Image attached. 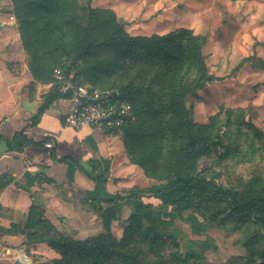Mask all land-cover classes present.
<instances>
[{"label":"trees","instance_id":"trees-1","mask_svg":"<svg viewBox=\"0 0 264 264\" xmlns=\"http://www.w3.org/2000/svg\"><path fill=\"white\" fill-rule=\"evenodd\" d=\"M12 4L14 7L25 5L28 12L33 10L43 15L44 27L51 28L58 23L66 27L81 58H92L97 48L109 54L112 62L98 61L93 68L96 74L109 75L123 70L129 81L119 91L133 108L135 120L124 127L121 140L130 163L144 175L161 148L160 143L165 141L161 183L145 188L134 186L106 201L104 208L95 209L101 233L76 240L57 232L42 219L37 208H32L30 215L35 218L34 223L30 224V217L27 230L23 232L27 243H45L59 255V259L38 264H195L203 256L194 251L192 245L197 244L202 250L207 249V245L193 242L177 230V220L197 215L205 224L222 225L224 221L237 219L244 226L253 220L264 227V178H253L238 190L218 185L193 169L195 162L206 155L212 145L221 143L217 135L219 128L234 124L244 112L221 108L207 124L193 122L187 98L208 84L222 80L208 73L202 56L204 37L194 36L187 29L133 37L118 23L111 10L91 7L83 25L70 0H12ZM22 25L19 37L32 77L51 82L56 67L48 68L33 57L35 50L25 42ZM57 97L56 93L48 96L38 113ZM248 127L254 137H261L256 126L248 123ZM13 142H8V147L15 151L35 145L22 133L17 134ZM146 155L151 159L145 160ZM76 166L79 168L78 164ZM126 204L130 205V211L121 224V237L115 239L112 223L118 220L122 205ZM251 232L243 241L247 256L220 264H264V246L257 248L259 236ZM178 233L186 241L185 254L179 252L175 238Z\"/></svg>","mask_w":264,"mask_h":264},{"label":"rangeland","instance_id":"rangeland-1","mask_svg":"<svg viewBox=\"0 0 264 264\" xmlns=\"http://www.w3.org/2000/svg\"><path fill=\"white\" fill-rule=\"evenodd\" d=\"M70 4L76 8L83 25L91 7L111 10L133 37L165 35L179 29L204 37L202 56L208 73L222 80L208 84L187 98L193 122L205 125L221 108L244 112L234 124L219 128L217 135L221 143L212 145L195 162L194 172L213 179L218 185L238 190L253 178H264V0H70ZM4 14H9L6 22L12 23L18 34L23 24L24 40L35 50L33 57L48 68L65 67L84 84L99 90H119L128 84L123 70L109 75L96 74L95 64L100 60L112 62L111 56L97 48L92 58H81L70 32L60 23L44 27L43 15L33 10L28 12L25 5L14 7L12 0L0 3V15ZM248 123L259 129L261 137L253 136ZM160 144L161 148L146 167L144 176L148 184L143 188L161 183L165 141ZM144 158L149 160L151 156ZM129 211L130 205H122L118 220L112 223L115 239L121 237V224ZM247 224L244 226L237 219L224 221L222 225L205 224L199 216L191 215L177 220L176 228L191 241L206 243L205 250L192 245L203 256L195 264H220L247 256L243 241L250 230L259 236L257 248L264 246V227L253 220ZM175 238L179 252L185 254L186 241L179 233ZM256 260L261 262L259 258Z\"/></svg>","mask_w":264,"mask_h":264},{"label":"crops","instance_id":"crops-1","mask_svg":"<svg viewBox=\"0 0 264 264\" xmlns=\"http://www.w3.org/2000/svg\"><path fill=\"white\" fill-rule=\"evenodd\" d=\"M8 15H0V235L11 255L0 264H38L59 255L45 243H27L23 232L30 217L34 223L32 208L57 232L84 240L102 232L95 209L148 182L130 163L121 138L63 127L67 98L57 97L38 113L55 94L52 81L32 77ZM20 133L35 145L9 149L8 142ZM47 142L51 149L44 146Z\"/></svg>","mask_w":264,"mask_h":264},{"label":"built area","instance_id":"built-area-1","mask_svg":"<svg viewBox=\"0 0 264 264\" xmlns=\"http://www.w3.org/2000/svg\"><path fill=\"white\" fill-rule=\"evenodd\" d=\"M52 89L57 95L67 98L68 110L62 123L65 128H87L122 138L124 127L135 120L133 108L123 99L118 89H94L81 83L74 73L65 67L53 69ZM44 146L51 149L53 144L47 142ZM10 255V250L3 247L0 235V262ZM16 257L15 255L12 259Z\"/></svg>","mask_w":264,"mask_h":264},{"label":"water","instance_id":"water-1","mask_svg":"<svg viewBox=\"0 0 264 264\" xmlns=\"http://www.w3.org/2000/svg\"><path fill=\"white\" fill-rule=\"evenodd\" d=\"M14 264H19V263L15 262Z\"/></svg>","mask_w":264,"mask_h":264}]
</instances>
